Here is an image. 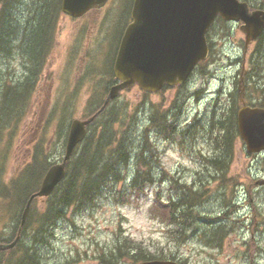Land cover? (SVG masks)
Wrapping results in <instances>:
<instances>
[{
	"label": "rangeland",
	"instance_id": "rangeland-1",
	"mask_svg": "<svg viewBox=\"0 0 264 264\" xmlns=\"http://www.w3.org/2000/svg\"><path fill=\"white\" fill-rule=\"evenodd\" d=\"M114 1L117 3L110 11L105 8L91 12L80 21H71L64 15L58 17L53 49L21 114L12 122L1 119L0 125L12 128L0 133V158L2 153L5 155L4 183L19 175L29 161L33 145L38 143L50 163H59L64 153L60 132L68 128L72 119H83L95 108L104 79L96 72L93 80L87 77L104 67V62L106 65L110 53L113 56L132 0H110L109 4ZM49 3L52 0H9L6 3L7 15L0 26V94L4 86L22 84L27 77L34 81L35 76L28 72L30 65L26 64L28 35L37 29L39 9ZM2 8L0 5V10ZM208 39L212 49L206 72L210 74L197 75L194 87L188 92L185 89L179 94L173 91L176 94L170 103L163 104L160 96L143 94L133 88L121 93L109 106L123 124L122 128L115 125V129L119 134L126 130L131 141L132 160L124 168L127 179L135 172V155L144 138L153 145L148 170L154 182L145 188L146 194L139 202L130 204L122 199L116 201L111 197L113 191H109L91 208L68 212L67 219L55 223L44 243L36 245L43 264H103L101 257L109 253L121 237L141 243L150 253L171 255L182 264H264V187L254 184L257 178L264 177V154H248L237 138L229 168L223 177L217 178L208 159L217 157L219 152L202 131L190 132L187 139L182 134L165 139L155 132H145L155 105H161L160 110L164 111L176 104V108L171 107V114L179 127H185L196 114L199 119L203 116L206 127L211 112L202 105L210 103L209 96L205 91L199 93L197 107L190 93L199 91L201 86L215 90L220 78L229 83L230 79L237 80L244 69H249L248 55L252 46L244 50V35L238 25L228 26L216 20ZM144 157L149 155L145 153ZM125 185L118 184L112 189L122 190ZM182 187L199 190L203 200L195 207L199 217L186 231L185 240L176 242L170 229L149 217L148 209L155 193L165 200H173ZM235 190L238 191L234 194ZM234 196L238 203L236 211L231 204ZM41 204L42 200L36 201V206ZM3 209L0 203V229L3 223L9 222L2 219ZM223 215L228 218H219ZM219 226L222 241L214 247L207 241H212L210 235ZM119 264L132 263L125 259Z\"/></svg>",
	"mask_w": 264,
	"mask_h": 264
},
{
	"label": "trees",
	"instance_id": "trees-1",
	"mask_svg": "<svg viewBox=\"0 0 264 264\" xmlns=\"http://www.w3.org/2000/svg\"><path fill=\"white\" fill-rule=\"evenodd\" d=\"M8 1L1 3L3 8L0 10V26L7 15L6 3ZM59 14L60 0H52V3H49L47 7L39 9V13L36 15L38 26L34 32L28 35L29 45L26 51L32 66L29 67V72L35 76V79L32 81L27 77L22 84L3 87L0 94V123L3 118L5 122L17 119L18 114H21L25 103H27L36 75L43 66L47 54V47L41 45L43 29L45 30L47 23H50L48 26L53 28ZM43 45L46 46L44 43ZM38 56H41L42 61L37 63L35 60ZM101 104L102 102L96 103L94 111L90 115ZM114 114L112 109L107 108L92 122L88 128L87 136L74 149L67 163L63 180L52 194L44 199L42 205L36 206L37 199L33 200L26 222L19 232L18 241L13 248L0 250V264H43L36 245L44 243L46 235L55 223L67 219L68 212L72 210L79 212L91 208L104 193L113 191L112 198L116 201L122 199L130 204L139 202L146 194L145 188L154 182V177L148 170V158L152 156L153 147L144 138L139 147L140 150L135 155V172L130 179H127L124 175V168L132 158V151L129 150L131 141H129L126 130L119 134L115 129V125L119 124L122 128L123 124ZM233 117L229 119V123L226 122L224 134L215 138L219 146V155L217 156L219 159L230 154L229 143L237 136ZM4 125H0V133L8 131V128L12 130L11 127ZM157 126L164 131V123L161 122ZM59 135L65 139L66 131L63 129ZM63 147L64 141L61 143V150ZM145 153L149 157H144ZM1 155L0 203L4 207L2 219L9 222L3 223L0 229V244H10L19 231L21 213L29 196L38 189L40 181L51 163L44 148L38 143L34 145L30 160L22 167L19 175L6 184L2 179L5 155L3 153ZM214 167L216 173L222 174L226 165L223 166V163L216 159ZM118 184L126 185L122 190H113L112 188ZM182 188L176 199L173 200H165L155 193L148 209L149 217L170 229L176 242L185 240L186 231L197 218L193 207L203 199L199 190ZM212 235L213 246H219L222 241L221 228L213 231ZM101 259H104L103 264H119L125 259L132 264L154 259L174 260L173 256L162 252L150 253L141 243L135 242L129 237H121L113 249L103 255Z\"/></svg>",
	"mask_w": 264,
	"mask_h": 264
},
{
	"label": "water",
	"instance_id": "water-1",
	"mask_svg": "<svg viewBox=\"0 0 264 264\" xmlns=\"http://www.w3.org/2000/svg\"><path fill=\"white\" fill-rule=\"evenodd\" d=\"M106 2L61 0V11L78 18L90 9L101 8ZM217 16L225 21L242 22L240 30L246 35L247 42L255 39L264 28V13H250L247 5L238 0H134L131 23L124 31L114 64V74L120 83L110 88L102 109L120 90H130L134 83L145 91H155L163 83L172 86L184 82L195 64L205 59V33ZM94 117L71 122L63 160L48 169L38 191L30 196L22 213L21 225L28 215L31 201L49 196L63 179L67 162L76 145L84 139L86 126ZM236 121L246 150L253 154L264 152V110L242 107ZM256 184L263 185L264 179ZM2 248L5 247L0 245ZM140 264L177 263L147 261Z\"/></svg>",
	"mask_w": 264,
	"mask_h": 264
},
{
	"label": "flooded vegetation",
	"instance_id": "flooded-vegetation-1",
	"mask_svg": "<svg viewBox=\"0 0 264 264\" xmlns=\"http://www.w3.org/2000/svg\"><path fill=\"white\" fill-rule=\"evenodd\" d=\"M246 3L248 4L250 10H260L264 12V0H245ZM110 0H108L107 4L104 6V8H106L107 11H110L113 7H115V4L117 3L116 1L112 2V4H109ZM102 9H93L90 10L89 12H87L85 15H87L88 13L91 12H96V11H101ZM85 15H83L82 17L78 18V19H72L70 17H68V19H70L71 21H80L83 20V18L85 17ZM226 25H238L236 23H226ZM208 39V38H207ZM55 42V41H54ZM207 44H208V48H209V53L212 49V43L211 41L207 40ZM244 45V50L247 49V47L249 45H251L252 49L248 55L249 57V69L244 71V75L242 78H238L237 80L235 79H230L229 83H225L223 82V79H219V84L217 87H215L216 89L214 90L213 88H202V86L199 88V91H196L195 93H193L192 95L189 96H193L195 97V105L197 107H199V98H197V95L203 94V92L205 91V94H208L209 99H210V103L208 101L207 104H203L202 106H205L204 109L207 110L208 112H211V116L213 117V121L216 124L215 130L216 132H220L221 130H223L224 127V121H227L229 117H231L234 112H236L241 106H249V107H254V108H260V109H264V74L263 77H261V80L257 77H249V75L252 74V70L254 67H261L262 68V72H264V29L262 31V33L255 38L253 41L248 42L247 44L245 42H243ZM68 52V51H67ZM69 59V58H68ZM209 59V57H208ZM207 59V60H208ZM259 59V64H257V60ZM113 57L110 55L107 57V65L106 68L102 67L99 68L101 70V72L108 74V76H105L103 74L102 75H98L100 77H102L104 79V84L102 86L104 87H108L112 84H116V80L113 76V71H112V66L110 67V64H112L113 62ZM200 70V66L196 67L194 69V71L191 73L190 77L186 80V82L183 85H176L174 87H168L167 85L164 84L163 88L155 93L150 94V96H160L161 102L163 104L165 103H170V101L172 100V98L175 96V94H179V92L184 89L185 87L193 84V76L197 75L199 73ZM100 72V73H101ZM254 78H257L256 80ZM255 80V81H254ZM206 84H209V82H206ZM257 85L258 87H253ZM220 88V89H217ZM259 88V92H260V101L259 100H251L254 91L258 92L256 89ZM173 91H177L176 93H174ZM105 92V90H101V97L102 94ZM169 93L166 97H164V93ZM235 93L238 96V103H234L233 99H232V95L234 96ZM105 96V95H104ZM183 105V102H182ZM158 106L155 105V108H157ZM171 107L176 108V104H171L168 109L164 110V112H166V117L169 120V123H172L174 125V130L177 131L178 133L182 134L184 137L189 138V134L190 132H193L194 130H200L202 131V127L204 122L202 121V117L201 119H199V115L196 114V117L193 119H189L186 124L185 127H179L177 125V123L175 122L174 116L171 114ZM155 108L154 110H152V114L150 116V121L152 122V124L154 125L155 122ZM218 118H221V120L218 122ZM154 132L156 133V135H159V132L157 130H154ZM231 147L234 146V142H231ZM208 161H215V159L209 158Z\"/></svg>",
	"mask_w": 264,
	"mask_h": 264
}]
</instances>
